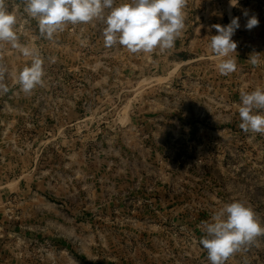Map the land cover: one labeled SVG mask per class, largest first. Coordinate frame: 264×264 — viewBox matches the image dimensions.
<instances>
[{"label": "rangeland", "instance_id": "obj_1", "mask_svg": "<svg viewBox=\"0 0 264 264\" xmlns=\"http://www.w3.org/2000/svg\"><path fill=\"white\" fill-rule=\"evenodd\" d=\"M6 7L45 75L21 91L31 57L0 42V264H211L199 240L225 204L264 224V135L238 113L240 93L264 87V0H187L174 48L151 54L106 48L101 21L48 40L23 0ZM233 17L237 67L221 75L211 25ZM226 264H264V236Z\"/></svg>", "mask_w": 264, "mask_h": 264}, {"label": "clouds", "instance_id": "obj_2", "mask_svg": "<svg viewBox=\"0 0 264 264\" xmlns=\"http://www.w3.org/2000/svg\"><path fill=\"white\" fill-rule=\"evenodd\" d=\"M238 3L239 0H229V7H236ZM23 4L24 12L37 20L40 34L48 40L68 24L101 21L106 48L120 45L133 54H151L174 48L185 29L187 0H122L119 4L116 0H23ZM243 15L247 17L246 29L258 26L255 15L249 16L246 10ZM16 22L15 11H9L6 0H0V42H9L24 56L31 57L30 66L24 67L18 76L20 89L27 94L43 84L45 72L38 52L18 42L14 31ZM239 27V17H233L226 26L211 25L217 34L211 36L209 47L220 58L217 68L221 75L236 70L237 63L231 54L237 53V42L232 37ZM248 59L253 66L260 62L257 53ZM3 71L0 68V76ZM8 90L0 82V92ZM238 113L242 131L264 135V87L242 91ZM203 231L205 235L199 244L206 250L208 260L211 264H226L233 254L264 236V224L250 206L234 201L216 211L205 222Z\"/></svg>", "mask_w": 264, "mask_h": 264}, {"label": "crops", "instance_id": "obj_3", "mask_svg": "<svg viewBox=\"0 0 264 264\" xmlns=\"http://www.w3.org/2000/svg\"><path fill=\"white\" fill-rule=\"evenodd\" d=\"M226 15H228V17L230 18V16H229V13L228 12H226ZM189 60V58H184L182 61H181V65L183 66L184 65V63H186L187 61ZM174 64V63H173ZM135 264H139L138 262H136Z\"/></svg>", "mask_w": 264, "mask_h": 264}]
</instances>
